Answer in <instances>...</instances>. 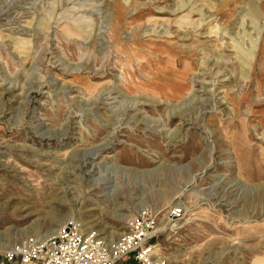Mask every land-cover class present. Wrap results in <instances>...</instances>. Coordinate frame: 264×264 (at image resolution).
I'll list each match as a JSON object with an SVG mask.
<instances>
[{"label": "rangeland", "instance_id": "rangeland-1", "mask_svg": "<svg viewBox=\"0 0 264 264\" xmlns=\"http://www.w3.org/2000/svg\"><path fill=\"white\" fill-rule=\"evenodd\" d=\"M143 210L160 264H264V0H0V264Z\"/></svg>", "mask_w": 264, "mask_h": 264}, {"label": "built area", "instance_id": "built-area-1", "mask_svg": "<svg viewBox=\"0 0 264 264\" xmlns=\"http://www.w3.org/2000/svg\"><path fill=\"white\" fill-rule=\"evenodd\" d=\"M181 213L180 207H174L167 213V219L175 220ZM155 220L144 211L131 218L128 222V231L122 234L119 245L121 247H118L122 249L112 252L111 255H113L110 256L112 259L101 257L102 254H99L102 249L99 245L101 242L94 240L93 235L86 237L75 221L67 222L54 235V239L51 237L49 242H43L44 244H37L38 241L33 242V240L21 242L12 248L10 257L20 256V264H30L34 257V250L39 253L46 249L47 259L44 264H113L124 254L132 255L131 257L137 259L140 264H160L159 261L153 260V245L149 244L161 230L156 227ZM94 249L98 252L97 255L92 252Z\"/></svg>", "mask_w": 264, "mask_h": 264}, {"label": "bare ground", "instance_id": "bare-ground-1", "mask_svg": "<svg viewBox=\"0 0 264 264\" xmlns=\"http://www.w3.org/2000/svg\"><path fill=\"white\" fill-rule=\"evenodd\" d=\"M168 62V61H167ZM187 66V65H186ZM139 204V203H138ZM144 211V210H143ZM142 211V212H143ZM142 212H140V213H142ZM74 220V219H73ZM130 220V219H129ZM65 221H67V219L65 220ZM72 221V220H71ZM60 229V227L59 228H55V229H52L51 230V235H54V234H56L57 232H58V230ZM123 233H125V232H123ZM122 233V234H123ZM39 240V239H38ZM40 241V240H39Z\"/></svg>", "mask_w": 264, "mask_h": 264}]
</instances>
